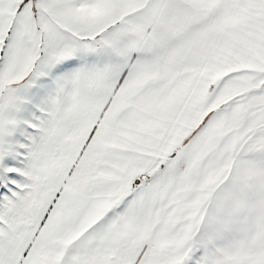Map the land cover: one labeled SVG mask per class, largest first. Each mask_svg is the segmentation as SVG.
Here are the masks:
<instances>
[{"label": "snow or ice", "instance_id": "6c2138e0", "mask_svg": "<svg viewBox=\"0 0 264 264\" xmlns=\"http://www.w3.org/2000/svg\"><path fill=\"white\" fill-rule=\"evenodd\" d=\"M0 264H264V0H0Z\"/></svg>", "mask_w": 264, "mask_h": 264}]
</instances>
